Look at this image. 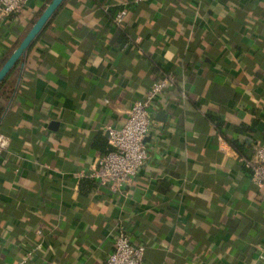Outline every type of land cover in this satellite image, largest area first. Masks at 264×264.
Masks as SVG:
<instances>
[{"label": "crops", "instance_id": "obj_1", "mask_svg": "<svg viewBox=\"0 0 264 264\" xmlns=\"http://www.w3.org/2000/svg\"><path fill=\"white\" fill-rule=\"evenodd\" d=\"M51 1L0 24V69ZM131 1L65 0L0 85V264H104L119 226L146 264H264V0ZM168 72L133 184L81 176Z\"/></svg>", "mask_w": 264, "mask_h": 264}, {"label": "built area", "instance_id": "obj_2", "mask_svg": "<svg viewBox=\"0 0 264 264\" xmlns=\"http://www.w3.org/2000/svg\"><path fill=\"white\" fill-rule=\"evenodd\" d=\"M147 0H132L141 3ZM31 0H0V24L9 16L23 11ZM127 10H120L114 17L117 25H123ZM177 77L168 72L152 83L146 95L133 102L126 122L121 128H107L108 141L112 149L98 158L96 165L80 175L99 181L113 192H124L139 173L150 162L149 152L159 144L156 134L157 119L154 107L161 97L176 87ZM153 136V137H152ZM151 137V138H150ZM152 139V140H149ZM7 136L0 133V155L7 148ZM256 185H264V145L255 147L253 158L242 160ZM146 245L135 242L131 233L119 226L115 235L113 250L104 264H146ZM18 264H29V257Z\"/></svg>", "mask_w": 264, "mask_h": 264}, {"label": "water", "instance_id": "obj_3", "mask_svg": "<svg viewBox=\"0 0 264 264\" xmlns=\"http://www.w3.org/2000/svg\"><path fill=\"white\" fill-rule=\"evenodd\" d=\"M65 0H52L37 21L34 23L32 28L29 30L27 35L23 38L18 47L14 50L11 56L4 63L0 69V85L9 75L12 69L20 62V60L25 56L26 52L40 35L52 17L56 14L59 8L62 6Z\"/></svg>", "mask_w": 264, "mask_h": 264}, {"label": "trees", "instance_id": "obj_4", "mask_svg": "<svg viewBox=\"0 0 264 264\" xmlns=\"http://www.w3.org/2000/svg\"><path fill=\"white\" fill-rule=\"evenodd\" d=\"M161 77H162V76L158 77V79L161 78ZM176 77H177V76H176ZM3 112H4V108H3V106H2V104H1V102H0V120H1V118H2ZM111 149H112V146H111V144L109 143V146H108V152H109Z\"/></svg>", "mask_w": 264, "mask_h": 264}]
</instances>
